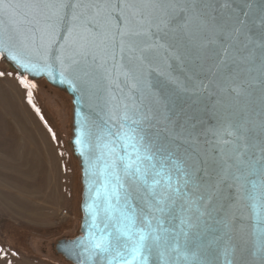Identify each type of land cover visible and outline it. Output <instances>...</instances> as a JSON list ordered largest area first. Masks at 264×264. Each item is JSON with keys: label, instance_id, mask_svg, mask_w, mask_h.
Returning <instances> with one entry per match:
<instances>
[{"label": "water", "instance_id": "95a60500", "mask_svg": "<svg viewBox=\"0 0 264 264\" xmlns=\"http://www.w3.org/2000/svg\"><path fill=\"white\" fill-rule=\"evenodd\" d=\"M0 54L71 97L72 264H264V0H0Z\"/></svg>", "mask_w": 264, "mask_h": 264}, {"label": "rangeland", "instance_id": "374dc122", "mask_svg": "<svg viewBox=\"0 0 264 264\" xmlns=\"http://www.w3.org/2000/svg\"><path fill=\"white\" fill-rule=\"evenodd\" d=\"M71 111L66 91L0 54V264H72L55 250L81 218Z\"/></svg>", "mask_w": 264, "mask_h": 264}, {"label": "bare ground", "instance_id": "6f19581e", "mask_svg": "<svg viewBox=\"0 0 264 264\" xmlns=\"http://www.w3.org/2000/svg\"><path fill=\"white\" fill-rule=\"evenodd\" d=\"M71 124H72V111H71ZM80 177H81V174H80ZM81 189H82V187H81ZM79 228H80V225H79Z\"/></svg>", "mask_w": 264, "mask_h": 264}, {"label": "flooded vegetation", "instance_id": "af4514ba", "mask_svg": "<svg viewBox=\"0 0 264 264\" xmlns=\"http://www.w3.org/2000/svg\"><path fill=\"white\" fill-rule=\"evenodd\" d=\"M77 235H79V233H77ZM77 235H75V236H77ZM75 236H74V237H75ZM72 238H73V237H72Z\"/></svg>", "mask_w": 264, "mask_h": 264}, {"label": "trees", "instance_id": "16d2710c", "mask_svg": "<svg viewBox=\"0 0 264 264\" xmlns=\"http://www.w3.org/2000/svg\"><path fill=\"white\" fill-rule=\"evenodd\" d=\"M79 233V232H78Z\"/></svg>", "mask_w": 264, "mask_h": 264}]
</instances>
